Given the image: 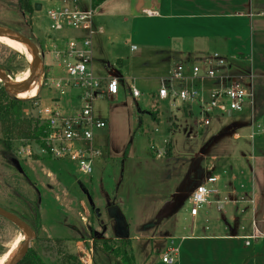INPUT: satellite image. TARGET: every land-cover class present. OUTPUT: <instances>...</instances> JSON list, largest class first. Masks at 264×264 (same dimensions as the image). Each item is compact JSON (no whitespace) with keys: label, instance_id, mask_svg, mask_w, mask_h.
I'll return each instance as SVG.
<instances>
[{"label":"rangeland","instance_id":"1","mask_svg":"<svg viewBox=\"0 0 264 264\" xmlns=\"http://www.w3.org/2000/svg\"><path fill=\"white\" fill-rule=\"evenodd\" d=\"M18 3L19 0H0V27L29 31L33 34L32 39L44 52L47 51L48 4L37 13L23 11ZM129 20L128 26L127 23L108 26L110 33L115 28L121 34L117 39L105 42L102 50L114 67L117 58L123 62L119 70L124 86L119 98L94 101L95 112L105 117L106 122L105 127L95 129V135L98 141H107L108 151L107 155L95 160L92 175L80 173L70 161L49 155L44 150L46 142L45 146H40L34 140L16 139L4 144L0 121V206L33 223L37 236L30 242L28 251L37 253L46 264H62L67 253L77 255L80 264H124L112 252L104 250L108 246L115 251L121 245L114 236L135 239L169 233L190 211L192 187L198 185L202 177L210 175L213 167L218 170L216 155L222 157L220 147L224 135L229 132L212 135L226 128L229 119L215 116L210 125L201 127L202 114L198 105L186 103L192 108V112H188L181 101H177L180 103L177 111L169 100L158 101L150 97L151 103L145 104L150 94L158 92L163 74L155 66V49L141 44L147 18L140 17L134 23ZM131 26L134 27L132 31ZM133 44H137V50L132 49ZM196 63L202 65L201 60ZM0 67L11 83L27 70L31 71L28 58L1 41ZM95 69L106 75L102 65ZM65 75L55 56L46 52L44 74L39 78L41 86L21 92L17 97L22 102L23 116L40 119L39 109L52 105L57 97L61 98L63 106L66 101L79 104L71 98L73 89L66 88V93L61 95L54 83ZM130 81L143 94L138 100L129 91ZM191 85L200 88L201 82L197 78L183 82L184 87ZM3 102L0 99V104ZM175 113L178 116H173ZM45 135L44 141L47 132ZM11 158L19 160L23 172L11 163ZM105 170L112 173L116 181L113 195L125 202L121 204L124 210H112L114 217L104 218L103 208L95 197L97 191L102 194ZM175 194L178 199L176 209L167 218L159 219V208ZM205 210L206 206L201 208L202 212ZM104 211L107 213L106 207ZM111 213L108 211L107 214ZM23 233L14 223L0 216V256ZM136 246L133 253L144 256L146 247L139 241ZM123 249L129 260L127 247ZM70 264L74 262L70 261Z\"/></svg>","mask_w":264,"mask_h":264},{"label":"crops","instance_id":"2","mask_svg":"<svg viewBox=\"0 0 264 264\" xmlns=\"http://www.w3.org/2000/svg\"><path fill=\"white\" fill-rule=\"evenodd\" d=\"M76 4L83 9H95L91 62L94 74L107 78L115 72L120 78V92L110 98H119L124 85L119 70L123 64L121 59H116L117 66L114 67L110 59L105 57V52L102 53L105 42L109 43L111 38L117 39L121 34L115 28L110 33L108 26L125 23L128 26L129 19L135 22L140 17L147 18L141 44L155 49V66L163 74L160 75L161 84L178 64H184L186 75L191 77V67L201 65L196 60H201L202 65L209 60L220 74L253 76L252 106L236 114L216 117L227 116L228 125L212 136L226 132L229 134L224 135L220 147L222 157L216 155L218 170L213 167L210 173L220 175V180L215 185L219 192L210 204L205 205L207 210L202 212L201 208L205 207L202 206L198 214L193 216L190 207L182 221L175 223L177 225L169 233L135 239L114 236L115 239H130L133 250L137 248V241L146 247L144 256L134 252L136 264H264V0H101L99 3L95 0H78ZM72 5L74 2L70 0L52 2L48 3L46 11L48 8ZM150 11L157 14H148ZM48 19V49L44 53L49 52L51 39L87 35V31L82 29L56 30L52 20ZM131 27L132 31L134 27ZM132 49L137 50V44H133ZM215 53L223 59L220 66L217 60H210ZM99 65H102L106 75H101L95 69ZM218 81H200V89L205 97L209 96L211 88ZM157 94H150L145 104H150L151 98L160 101ZM71 98L77 100L74 95ZM77 102L79 104L66 101V109L72 108L70 105L79 106L80 101ZM182 104L188 112H192L189 104ZM177 105L172 106L175 111L179 109ZM94 113L105 120V117L95 112V108ZM95 142L102 149L100 157L107 155V141L100 142L95 135ZM101 185L102 194L97 191L94 197L100 203V208H103L104 218L114 217L110 211L124 210L121 204L125 201L118 197L116 199L112 193L116 185L112 173L105 170ZM196 186L192 187L190 195ZM172 197L176 205L170 215L178 205L177 194ZM104 207L111 214L105 213ZM212 216L214 218L210 220ZM168 253L173 259L171 263L163 261Z\"/></svg>","mask_w":264,"mask_h":264},{"label":"built area","instance_id":"3","mask_svg":"<svg viewBox=\"0 0 264 264\" xmlns=\"http://www.w3.org/2000/svg\"><path fill=\"white\" fill-rule=\"evenodd\" d=\"M33 7L36 3L45 4L67 0H28ZM72 6L62 8H48L47 16L53 22L56 30L82 29L87 35L78 38H55L50 40L51 52L59 66L65 71V76L54 80L60 89L61 95L66 93V88L73 89L71 95L75 96L80 105L70 109L61 102V98L52 101V105L39 109V118L48 125L44 149L49 155L59 160H67L75 164L78 171L90 176L94 171V162L101 156L102 149L95 142V129L106 126L104 119L94 113V101L101 98L117 96L120 92V78L115 72L107 78L94 74L92 62V35L95 33L93 24L94 8L83 9L76 2ZM34 11L38 12L34 7ZM154 15L155 12H147ZM222 63L221 56L215 53L210 60ZM191 77L186 75L184 64L175 66L169 76L162 80L157 96L160 100H169L172 106L177 101L191 103L200 107L202 118L200 126H208L217 115L236 114L242 112L247 106L253 104V76L232 77L220 74L219 69L206 61L205 65H193ZM197 78L200 81L219 80L217 85L210 90L208 97L195 85L183 86L185 80ZM131 95L138 100L143 94L134 83L129 86ZM220 180V175L211 174L204 177L190 195L191 214L196 216L202 206L208 205L218 194L215 184ZM257 237V235H254ZM163 261H173L170 254L163 257Z\"/></svg>","mask_w":264,"mask_h":264},{"label":"trees","instance_id":"4","mask_svg":"<svg viewBox=\"0 0 264 264\" xmlns=\"http://www.w3.org/2000/svg\"><path fill=\"white\" fill-rule=\"evenodd\" d=\"M101 0H95L96 3H99ZM19 7L25 12H33L34 7L32 2L28 0H19ZM26 36L33 38V34L29 31H25L23 29H19ZM24 92V91H22ZM0 99L4 100L2 104H0V121L2 128V142L6 144V142H10L16 139H23L26 141L34 140L35 142L40 143V146H45L44 137L45 132H47L48 125L46 122H41L40 119H34L31 117L23 116L21 100L15 96L8 94L4 87L0 89ZM44 136V137H43ZM12 163V158L10 159ZM18 215V214H16ZM19 216V215H18ZM22 218V217H21ZM29 222L31 226L33 223ZM34 228V227H33ZM117 243L121 245L115 248L116 250H111L112 247L106 246L104 248L105 251L112 252L114 255L119 257L124 264H136L134 259L133 249L131 247L130 239H114ZM57 241L61 242V239H57ZM109 240H106L108 242ZM123 247H127L129 252V260L126 259V255L123 254ZM68 258V260H67ZM70 261L74 262V264H80V259L77 255H72L67 253L62 261V264H70ZM17 264H46L43 259L37 254L28 251L26 255L17 263Z\"/></svg>","mask_w":264,"mask_h":264},{"label":"water","instance_id":"5","mask_svg":"<svg viewBox=\"0 0 264 264\" xmlns=\"http://www.w3.org/2000/svg\"><path fill=\"white\" fill-rule=\"evenodd\" d=\"M35 9L40 10L42 8V4L36 3ZM0 36H9V37H17L23 40L26 44H28L37 55V62L35 66L31 68L29 77L19 83H11L7 77L5 71L0 67V83H2L5 91L15 97L25 90L28 84L35 78H40L44 74L45 68V53L42 48L30 37L25 34L10 29L6 27H0ZM12 164L17 168L19 172H23L22 166L18 159L12 158ZM176 205L175 200L167 201L162 208L159 210L157 217L159 219L167 218ZM96 213L99 215V210L96 209ZM0 216L6 218L10 222L14 223L17 227H19L24 233H26L25 240L20 244L18 249L16 250L14 256L9 260L7 264H17L28 252L30 242L36 238L37 234L34 228L24 221L20 216L15 213L8 211L7 209L0 206Z\"/></svg>","mask_w":264,"mask_h":264},{"label":"bare ground","instance_id":"6","mask_svg":"<svg viewBox=\"0 0 264 264\" xmlns=\"http://www.w3.org/2000/svg\"><path fill=\"white\" fill-rule=\"evenodd\" d=\"M0 41L8 46H10L11 48L23 53L27 58L28 61L30 62L31 68L33 66H35L36 62H37V55L35 53V51L28 45L26 44L23 40H21L20 38L17 37H9V36H0ZM30 75V70H27L24 75H22L21 77L16 76V81L15 83H19L22 82L24 80H26ZM11 80V79H10ZM41 86V80L37 77L35 79H33L28 86L25 88V92L27 91H32L38 87ZM26 238V233L21 234L18 237V240H15L13 242V245L10 246V248L8 250H6L1 256H0V264H7L9 262V260L14 256L16 250L18 249V247L20 246L19 244L21 242H23Z\"/></svg>","mask_w":264,"mask_h":264},{"label":"flooded vegetation","instance_id":"7","mask_svg":"<svg viewBox=\"0 0 264 264\" xmlns=\"http://www.w3.org/2000/svg\"><path fill=\"white\" fill-rule=\"evenodd\" d=\"M80 259V258H79Z\"/></svg>","mask_w":264,"mask_h":264}]
</instances>
